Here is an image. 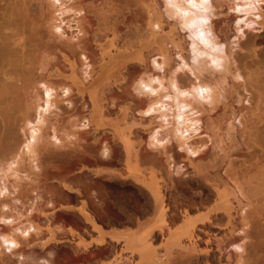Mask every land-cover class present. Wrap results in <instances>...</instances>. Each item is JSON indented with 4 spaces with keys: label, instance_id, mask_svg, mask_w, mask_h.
<instances>
[{
    "label": "bare ground",
    "instance_id": "obj_1",
    "mask_svg": "<svg viewBox=\"0 0 264 264\" xmlns=\"http://www.w3.org/2000/svg\"><path fill=\"white\" fill-rule=\"evenodd\" d=\"M37 1L40 5L34 4L39 9L34 6V0H10L0 11V193H3L0 195V257L5 255L16 259L14 264H33L34 261L28 260L22 252V244L40 238L45 231L52 234L51 242L58 243L55 233L64 232V229L53 226L51 221L66 214L70 229L71 225L77 226L82 222L88 232L91 230L98 234L94 240L78 243L83 251L91 246L102 250L110 245L109 242L129 243L110 264H252L249 252L252 234L254 230L264 231V56L258 57L255 46L249 44L254 49L247 58L257 60L249 62L251 67L246 77L237 71L233 75V79L242 81L241 87L248 85L252 88L250 97L243 101L239 95L233 97L231 84L228 88L226 77L218 76L217 68L225 67L231 57L227 51L231 38L242 33L239 25L242 19L234 13L258 11L254 15L256 20L247 26L260 24L264 27V11L257 5L260 0H209L207 13L187 9V0H176L177 4L195 13L187 18L189 22L202 18L208 20L204 30L206 34L210 33L206 38L212 47L203 45L196 38V31L183 27L185 18L168 14L166 0H60L59 4L56 0H47L53 8L47 16L43 10L45 0ZM217 8H225V11L216 12ZM232 12L233 15L227 17ZM71 13H84L80 21L88 18V22L93 24L92 29L85 30L77 21V43H72L73 34L67 35L66 43H48L41 34V26L48 25L49 33L64 40L63 18ZM127 14H130V20L126 18ZM220 15L227 18L213 21ZM36 17L43 25L35 21ZM223 26L230 29L227 37L221 33ZM88 40L95 45L98 56L96 52L93 53L96 57L90 54ZM193 43L196 44L194 56ZM202 55L208 57L206 63L216 78L179 82L175 77L177 69H189L195 74L199 71L197 63ZM157 58L162 62L158 63ZM167 61L172 63L166 88L159 80L167 94L159 99L139 100L134 108L130 107V102L125 106L126 99L122 100V96V105L117 101L116 95H120L116 92L128 84L138 94H145L140 82L152 87V81L158 80L149 74L148 67L152 65L155 69H162ZM173 84L176 89H173ZM201 87L208 90L204 94L209 106L205 109L207 116L204 121L197 117L200 110L196 105L188 97L179 95L181 91L191 92ZM48 92H51V97L46 95ZM165 96L171 99L166 100ZM190 96L196 101L200 98L198 94ZM241 103L245 104L244 112L241 106H236ZM64 105L73 112L71 117L76 115L77 105L84 110L82 121L73 127L81 131L78 139L101 144L98 154H89L90 164H81L84 158L80 155L76 158L81 167L71 171H66L73 156L67 149L66 139L76 136L57 125L58 117L64 119L68 114ZM149 109H152L151 114H148ZM52 114L54 120L50 119ZM116 114L117 121L122 122L115 125L109 122L110 136L107 130L103 131L105 126L108 129L105 119ZM147 118L153 121L147 122ZM158 118L160 122L156 123ZM92 127L101 132L94 136ZM139 127L146 130L139 131L136 129ZM241 127L252 146L249 147L250 158L238 164L235 155L229 153L224 145L226 141L242 145L238 138ZM161 130L164 135L160 134ZM191 130L195 133L204 130L208 141L199 147L189 145L186 133ZM19 132H23V140L19 139ZM59 132L63 133L62 138L58 136ZM136 141L139 142L136 144ZM168 143H175L176 149L184 152L185 162L175 160L173 144L166 147ZM116 145L121 146L122 156L120 146L117 149ZM148 147L155 149L157 154L144 151ZM161 148V151L157 150ZM229 149H233L232 145ZM123 156L127 164L126 173L107 169L114 168ZM24 163L33 179L28 190L32 203L23 214L18 209V204H21L18 189L20 168ZM49 168L56 170L52 180L72 197L49 193L50 200L46 202L40 192L39 180L46 178L49 181ZM156 174L161 181L155 180ZM114 184L142 193L147 200L144 199L147 211L155 213L151 220L146 221V229L140 221L142 219L137 217V221L136 214L133 217L138 226L142 222L140 227L145 231L141 235L136 231L134 234L126 233V225L135 220L123 215L126 210L121 207L122 216L129 219H123L128 223L125 225L124 222L126 229L116 227L118 224L114 223L116 220L111 217L107 206L100 207L106 220L96 214L99 201L95 190L109 194L116 189L112 187ZM191 186L196 192L195 202L189 201L190 197L195 198L186 193ZM172 193H176L174 197L181 198L184 193L188 201L172 197L175 200L169 204L168 195ZM43 203L48 210L51 209L49 212H42ZM193 213L196 216H192ZM9 220L11 223H7ZM110 227L112 229L108 230ZM5 240L15 242L16 247L9 249ZM135 243H142L152 250L157 243L166 244L165 253H161L163 260L152 254L149 260H133L134 255L140 254ZM170 244L174 247H168ZM151 252L157 253L156 250ZM124 253L130 256L125 254L123 257ZM35 263L50 264L45 259Z\"/></svg>",
    "mask_w": 264,
    "mask_h": 264
},
{
    "label": "rangeland",
    "instance_id": "obj_2",
    "mask_svg": "<svg viewBox=\"0 0 264 264\" xmlns=\"http://www.w3.org/2000/svg\"><path fill=\"white\" fill-rule=\"evenodd\" d=\"M8 1H10V0H0V11L3 10L7 6ZM34 3L40 5V3L37 0H36V2L34 0L33 4ZM35 4H34V6H37ZM257 5H259V7L264 11V0H260V4H257ZM37 7H36V9H37ZM38 9H39V7H38ZM43 10H44L45 16H47L48 14H50L53 11L52 6L50 5V3L47 0L43 1ZM224 11H225V8H223V9L217 8V10H216V12H221V13ZM38 13H39V11L36 10L37 16H39V14H40V13L39 14ZM233 13L234 12H232L227 17H230L231 15H233ZM257 13H258V11H252L249 13L243 12L240 14L234 13L235 15H239L238 16L239 19H242L241 22L239 20L240 30L242 31V33L240 32L237 37H236V35L235 36L233 35L234 37H232L230 40L231 44L227 46L228 47L227 51L230 52L231 57L228 59L225 67H223V68L220 67L219 69L217 68V70L219 71L217 73V75L218 76L221 75V76L226 77L225 81L227 83L228 88L230 87L228 84H231L232 90L234 91L233 97L235 98V97H237V95H239V97H241L242 101L244 100L245 97H247V98L250 97V94H252V88L248 85L245 87H241L240 84H242V81L235 80V78L233 79V75L237 71L241 74L242 77H246V72L251 67L249 64L252 61L257 60L254 57L251 58L252 60H250V58H247V56H249V53H251V50L254 49L251 46H255V48L257 49L256 51H257L258 57L260 55L264 56V27L261 26L260 24H253L251 26H247V23H249L250 21L256 20L254 15H256ZM129 15L126 16V18L130 20L131 16H129ZM82 17H84V13L79 14V15H75L74 13H71V14H69L63 18L65 20V24L62 25L63 30L65 31L64 40L59 38L58 35L56 36V35H52L51 33H49L48 25H46V24L43 25L42 22L39 21L38 17L35 18V21L38 22L39 24L43 25V26H41V34L45 37V39L48 43L51 44V43H55L57 41L59 43H66L65 40H67V38H66L67 35H69V37H70L73 34L74 40L72 41V43L75 44V43H77L78 37H79L77 35L78 33H77L76 23H77V21H80ZM227 17H225L224 15L215 16L213 18V21H218L220 19H225ZM53 18H57V17L53 16ZM126 18L124 20H126ZM88 20L89 19L87 18L86 20H84L82 22L80 21V24L87 31L91 30L92 25H93L90 23V21L88 22ZM46 21H47V19L43 23H46ZM169 21H171V20H169ZM124 22L126 24L129 23V21H127V20ZM257 22L260 23L259 20H257ZM69 26H71V27H69ZM226 27L223 26L221 28V33H222L223 37H227L230 34V29L226 28ZM120 28H121V31H124L123 26H120ZM80 38L82 39L81 35H80ZM88 38H89V35H88L87 39ZM88 41H90V40H88ZM72 43L70 45H73ZM91 43L92 42L90 41L89 42L90 46L87 44L88 47H90L89 48L90 54L96 57V55L98 56V52H96L97 50L95 49L96 48L95 45L93 43L92 44ZM225 50H226V48H225ZM93 53H95L96 55ZM207 58L208 57L206 55H202L200 57V59L197 63L199 71H195V74L193 72H191L189 69L179 70V71H177V73H175L176 79L179 82H185V83L191 82V81L192 82H200V80L203 81V80L208 79V78L215 79L216 78L215 76H217V75H214V76L212 75V70L209 67V65H207V63H206ZM156 61L158 63L162 62V60L160 58H157ZM171 63H172V61H167L166 64L162 66V69H155L152 65L150 67H148L149 74H151L153 77H156L158 79V81L160 80L162 82V85L164 86V88H166V86L168 84V80L170 78V72H169L170 68L169 67H170ZM152 87L156 90L155 96L151 95L150 93L138 94L137 92H135L133 90V88L131 87L130 84L123 87V89H122L123 93H122V90L116 92V94H118L120 96H117L116 94L115 95L119 99V100L117 99V101L121 102V100H120L121 96L123 97L122 100L126 99V102L124 101L125 103H123V101H122L121 105L123 103L125 106H127L126 104L129 105L131 103L130 104V107H131L133 105H136V103L139 102V100L149 99V98L159 99L164 94H167V91L163 87H161L160 83L159 84H153L152 83ZM116 97H115V99H116ZM188 98L191 102H193L196 105L197 109L200 110L197 117H200L201 120L204 121L206 119V116H207L205 109H207L209 107V106L207 107V103H208L207 100L204 99V97H203V99H201V97L198 98V101H196L192 96H189ZM128 102H130V103H128ZM244 105L241 103V105H236V106L238 108H239V106H241L240 109H242V111H243L244 107H245ZM80 106L77 105V108H76L77 113L75 116L71 117V114H73V112H71V110L68 109L64 105V107H66V109L68 111V114L65 116L64 119H61L62 117H58L57 125L62 126L67 132H69L71 134L73 133L76 136L75 138H69V139H66V137H65V139L67 141L66 143L68 144L67 149L70 151V154L73 155L69 159V164L66 167V171L75 170L78 167H81V164H86V165L90 164L91 161L89 158V154H92V155L98 154L97 151L101 147L100 143L90 144L84 139H81V138L78 139L79 137H77V135L79 136V133L81 131L78 128H73V127L76 124H79V122L82 121V117L84 116V112H83L84 110ZM133 108H134V106H133ZM116 115L115 116L113 115L112 118L110 117L108 119H105V120H107V121H105V123L108 125L109 130L105 126V128H103L105 130H103V131L105 132L107 130L106 133H108V135H110V136H111L110 125H113V123L115 125V123L122 122L120 120L117 121L118 118L116 119L115 117H118V115L117 116ZM114 118L116 119L115 121H114ZM138 118L139 117H137V119ZM50 119L51 120L55 119L54 114H52L50 116ZM146 120H147V122H149L150 120L153 121L152 119H149V118H147ZM109 122H110V125H109ZM155 122L159 123L160 122L159 118L157 120H155ZM120 124H122V123H120ZM136 129L139 131H144L145 128L142 129L141 127H139ZM92 130L94 131V132L92 131L94 133V136L98 135V133L101 132V131H98V132L95 131L93 127H92ZM240 130H239L240 132H239L238 138L240 139L242 145L238 146L235 142L231 144L229 141H226L225 145H224L229 153L235 155V159H236V162L238 164H242L244 161H247L250 158L249 153L251 150H249L250 149L249 147L252 146V142L248 139L247 135L242 130V127L240 128ZM203 131L201 130L200 132L195 133L194 130H191L189 133H186V137L189 136V141H188L189 145L191 144L193 146L199 147V146L203 145L204 143H206V140L208 141V139H207V136H205V133ZM165 132L167 133L166 130H164V133ZM49 133H51V132L49 131ZM93 133H91V136ZM160 134L161 135L163 134L162 130H161ZM62 135H63V133L59 132L58 136H60V138H62L61 137ZM18 136H19L20 140H23V138H24L23 132H19ZM77 139H78V141H77ZM70 142H71V145L69 144ZM137 142H139V141H136V144H137ZM116 143H118V142H116ZM172 144H173V146H172ZM112 145L113 144H111L110 146H112ZM231 145H232L233 149H229L231 147ZM118 146H120V145H118ZM118 146L116 145L117 149H119ZM171 146L173 148V154H174L175 160L178 163L185 162L184 152L176 149L175 143H170V144L168 143L166 147H171ZM143 148H145V147H143ZM121 150L122 149L120 146V151L118 150L119 153L121 152ZM145 150L149 151L150 154H157V151L155 149L150 148V147H148L147 149H144V151ZM157 150L161 151L162 148L157 149ZM147 151H146V153H147ZM122 153L123 152H121L120 155ZM80 155L84 158V161L81 164L79 163V161L77 159V158H79L78 156H80ZM0 161H2L1 156H0ZM181 165H183V164H181ZM49 169L50 170L47 171V175L49 176V179H48L49 181H46L47 180L46 178L45 179L41 178L39 180L40 192H41L43 198L46 200V202L50 200V198L48 197L49 193H58L60 195L63 193V195H68V196L72 197V194H69L68 192L59 188L58 184L52 180V177L55 176V174H56V170L51 169V168H49ZM107 169H115V170L121 171L123 173H126L127 172L126 171L127 164L125 162V157L124 156L121 157V159L119 160V163L114 165V168H107ZM20 176H21V181H19L20 187L18 189V191H19L18 197L20 198L21 204H18V206H19L18 209H20V211L24 214L26 212V210L30 207V204L32 203V199H31L32 196L28 190L31 188V184H32L31 178L33 179V176L30 175L29 170L27 169L26 163L21 165ZM148 176H150V175H148ZM26 177H28L29 179ZM155 180L161 181L159 174H156ZM160 184H162V183H160ZM112 187H114V188L116 187V189L115 190L113 189V191H109V194H107V192H105L104 190L103 191L100 189L95 190V196L97 198V201H99V207L95 211L96 214L99 215V217H101L103 220H106L105 213L100 210V207L107 206L108 208H110L109 211H110L111 217L116 220V222H114V223L118 224V225H116V227L121 228V229L127 228L126 233L128 232L130 234L131 233L134 234L136 231L137 234L141 235V233H143L145 230L140 227V225H142L141 224L142 222L141 223L139 222L140 225L138 226L137 221L142 219L140 221H143V223H144L143 228L146 229L145 226H146L147 222L152 219V216L155 213L154 212L152 213L151 211H149V212L147 211L146 203H144V201L146 199L143 197V195H141L142 193L140 194V192H139V194L141 195L140 196L138 194V191L135 190V192H137V193H134L133 189H131L130 187H127V186H123L126 188H121L120 185L114 184V186L112 185ZM118 187H120V189ZM186 193L187 194L189 193L188 196L191 193L192 198L194 196V198L196 200L191 199V197H190V199H188L187 198L188 196L184 193H183V196L184 195H186V196H184V197L182 196V198L178 197L177 195H175V196L178 197L179 200H181V201H183L182 200L183 198H184V200L187 198L189 201L194 200L193 202L197 201L196 192L193 190L192 186H191L190 190L187 191ZM194 193H195V195H194ZM135 194H137V195H135ZM172 194L173 195H168V197H170L168 200L169 204L173 203V201L175 199H177L176 197H174V194H176V193H172ZM89 195L90 194L88 193V196ZM108 197H109V199H108ZM172 197H174L175 199L173 200ZM71 202H73V201H71ZM142 203L144 204V206ZM111 204H113L115 206H112ZM43 206H44V208L40 207L42 212L44 210V212L47 213L51 210V209L48 210L46 203H43L42 207ZM140 206H142V208ZM120 207L127 211V212L126 211L123 212V215H126V217H129L131 221H134L135 219L137 220V221L136 220L134 221L135 223L133 222L135 226L133 225V223L131 225L129 224V226L126 225L128 223H126V221H124V220L126 219L128 221L129 219H127L125 216H122V213H121L122 211H121ZM139 208H141V209L145 208V209L140 211L141 209H139ZM129 210L130 211L132 210L131 212H132V214L133 213L134 214L132 215L131 212H129L128 215L125 214V213H128ZM136 211H137V213H136ZM138 211L140 212L139 214H138ZM142 212L143 213L145 212V214L142 215ZM147 213H148V215H146ZM149 213H150V216H149ZM39 214L40 213H38V215ZM60 214L62 215L63 213H60ZM135 214H136V216H135ZM140 214L142 215L141 216L142 218L140 217ZM194 214L195 213H193L192 216H196V214L195 215ZM65 215L66 214H63L62 217L60 216L61 218L57 217L51 221V222H53L52 223L53 226L61 227L64 229V232L56 231V233H55L56 240H59L58 243L51 242L52 241V239H51L52 234L50 232L45 231V233H43L40 238L38 237V238H35L33 240H30V241L22 244V252L25 254V256H27V258H29L28 260H32L35 263V262H39V260H41V259H45V261H48L50 264H110V263H112V261L115 260L114 259L115 256L117 258V256L120 254L119 252L121 251V249H124L127 245H129V243H127L125 241H122L120 244L109 242L110 245L102 248V250L96 248L95 246H91L88 250L83 251V249L78 247V243L94 240L98 237V234H96L95 232L92 233L91 230H89V232H88V229L85 228V226L82 222L81 223L79 222L80 224L78 223L79 225H77V226L71 225L72 229H70V224L66 221L67 219L65 220V218H66ZM134 216H135V219H133ZM137 217H139L138 218L139 220L137 219ZM144 217H145V219H144ZM150 217H151V219H150ZM117 221H118V223H117ZM124 222H125V225L127 227L124 225ZM120 223L121 224L123 223V224L119 226ZM132 225H133L134 230L131 227ZM111 229H112V227H110L108 230H111ZM254 231H253L254 233L252 234L253 237H251L252 238L251 246L249 248V252H251V256H252L251 257L252 264H264V231L263 230H261V231L254 230ZM75 232H79V234H76ZM137 234H135V235H137ZM134 245L138 246L139 252H140V254H138L137 256L136 255L133 256V260H137V262H140L138 260H149L152 257L151 254L153 256H155L157 259L163 260L162 259L163 255L161 253L164 254L166 249H167L166 244H161V243H157L155 245L156 246L155 248L153 246L154 250H152V248L150 249L149 247H147L146 245H144L142 243H139V244L135 243ZM168 247H174V246H171V244H170ZM155 250L157 251L156 254H158L159 257H158V255L155 254V252H151V251H155ZM125 254H126V256H130L129 253H124V254H122L123 257H125L124 256ZM1 260H3V261H1ZM15 260L16 259L10 258L9 256L1 255V257H0L1 263L0 264H14ZM35 264H39V263H35Z\"/></svg>",
    "mask_w": 264,
    "mask_h": 264
},
{
    "label": "snow or ice",
    "instance_id": "obj_3",
    "mask_svg": "<svg viewBox=\"0 0 264 264\" xmlns=\"http://www.w3.org/2000/svg\"><path fill=\"white\" fill-rule=\"evenodd\" d=\"M59 2H60V0H56L57 4H59ZM167 3H168V6H170V7H177V5H178L176 0H167ZM197 5H199V6L209 5V0H193L194 9H195V7ZM183 16L185 18V23H184L183 27L185 29L196 31V33H197V37L196 38L203 45H205L206 47H212V45L209 43L208 39L206 38V35H210V33L206 34V32L204 30V26L208 24V20L202 18V19L199 20V21H201V23L198 25L196 19L191 20V22L188 21V19H187L188 18V13L187 12L183 13ZM56 30L60 31L59 28H57ZM191 49H192V53H193V56H194L196 54V44L195 43H193L191 45ZM177 59H178L179 63L184 64V62L179 60V58H177ZM212 63L214 65L217 64V62L215 60H213ZM184 67H187V65L184 64ZM177 70L179 71V69H177ZM152 83L153 84H159V81L158 80H154V81H152ZM140 87L144 90V92L150 93L153 96L156 95V90L153 87H151L149 84H145L143 81H141L140 82ZM172 87H173V89H176L175 84H173ZM206 91H208V90L204 89L202 87L198 88V89L194 88V89H192L191 92H189V91H181V92H179V95L184 96V97H189L192 94H198L201 97V99H203L204 94H205ZM65 94L67 95V93H65ZM46 95L48 97H51V92L46 93ZM164 99H166V100L167 99H171V97L170 96H165ZM151 112H152V109H149V113L148 114H151ZM180 119H182V117H180ZM33 135H35V133H33ZM193 155H195V153H193ZM0 195H3V193H0ZM7 223H11V221L9 220V221H7ZM24 235H27V233L25 232ZM5 244L9 247V249H11L12 247H16L15 242L9 243L7 240H5ZM240 251H242V249H240Z\"/></svg>",
    "mask_w": 264,
    "mask_h": 264
},
{
    "label": "clouds",
    "instance_id": "obj_4",
    "mask_svg": "<svg viewBox=\"0 0 264 264\" xmlns=\"http://www.w3.org/2000/svg\"><path fill=\"white\" fill-rule=\"evenodd\" d=\"M166 4H167V8H168V14L170 16H179V17L184 18L183 13H185V12L188 13V17L195 15V13L187 10V9H194L193 0H187V9H185V7L183 5H179V4L177 5V7H170V6H168L167 0H166ZM195 10L197 12L207 13L209 9H208V5H204V6L197 5L195 7ZM200 23H201V21L198 20L197 24L199 25Z\"/></svg>",
    "mask_w": 264,
    "mask_h": 264
}]
</instances>
